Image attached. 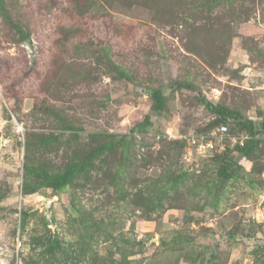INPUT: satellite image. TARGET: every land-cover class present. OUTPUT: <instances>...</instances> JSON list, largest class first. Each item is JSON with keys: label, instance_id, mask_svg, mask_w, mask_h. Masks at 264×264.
<instances>
[{"label": "rangeland", "instance_id": "rangeland-1", "mask_svg": "<svg viewBox=\"0 0 264 264\" xmlns=\"http://www.w3.org/2000/svg\"><path fill=\"white\" fill-rule=\"evenodd\" d=\"M0 264H264V0H0Z\"/></svg>", "mask_w": 264, "mask_h": 264}, {"label": "trees", "instance_id": "trees-1", "mask_svg": "<svg viewBox=\"0 0 264 264\" xmlns=\"http://www.w3.org/2000/svg\"><path fill=\"white\" fill-rule=\"evenodd\" d=\"M154 97H155V100L157 102V106L160 107L161 104H162V98H161L160 94L159 93H155ZM72 176H73L72 170L67 171L64 174L60 175L58 177V181H57V183L55 184L54 187L56 189L63 187Z\"/></svg>", "mask_w": 264, "mask_h": 264}, {"label": "built area", "instance_id": "built-area-1", "mask_svg": "<svg viewBox=\"0 0 264 264\" xmlns=\"http://www.w3.org/2000/svg\"><path fill=\"white\" fill-rule=\"evenodd\" d=\"M220 130L225 131V127H222ZM198 148L204 150V152H211L216 149V145L210 139H203L199 143Z\"/></svg>", "mask_w": 264, "mask_h": 264}]
</instances>
